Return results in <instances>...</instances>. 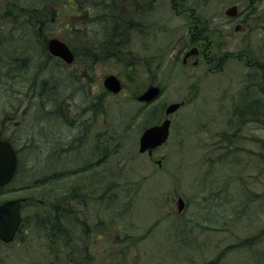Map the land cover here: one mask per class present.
Listing matches in <instances>:
<instances>
[{
  "label": "rangeland",
  "instance_id": "1",
  "mask_svg": "<svg viewBox=\"0 0 264 264\" xmlns=\"http://www.w3.org/2000/svg\"><path fill=\"white\" fill-rule=\"evenodd\" d=\"M140 1L145 12L134 16L138 26L128 15L103 30L71 10L52 25L38 17L39 25L28 28L29 13L11 23L0 75L6 53L26 66L11 64V80L0 79L1 132L18 153L16 176L0 202L31 201L15 243L0 245V264H264V126L242 112L249 93L259 97L264 84V0ZM233 5L239 17L231 20L225 11ZM193 12L208 26L202 44L215 56L210 64L195 65L194 56L183 63L193 44L184 16ZM77 25L96 30L110 48L92 70L80 61L44 66L40 45L24 41L37 37L39 27L37 43L47 32L66 40ZM77 32L74 42L87 47ZM251 55L262 68L249 66ZM111 74L122 82L117 95L103 86ZM153 81L162 89L159 98L138 103ZM182 101L169 141L151 157L141 154L145 128L164 120L167 105ZM74 193L78 211L68 230L84 223L76 234L72 229L77 238L70 246L54 245L36 222L45 204Z\"/></svg>",
  "mask_w": 264,
  "mask_h": 264
},
{
  "label": "trees",
  "instance_id": "2",
  "mask_svg": "<svg viewBox=\"0 0 264 264\" xmlns=\"http://www.w3.org/2000/svg\"><path fill=\"white\" fill-rule=\"evenodd\" d=\"M134 0H74V4L75 7L74 9H72L71 7H69V3H67L66 5H64V7H62L59 10V14L58 15H66L65 12L70 11L72 12V10L74 11V16L76 17H85L88 16L90 17L91 20H94L95 27L99 28L100 24H101V28L103 27L105 30L106 28V24L104 23H108V21L110 22V25H113L115 23L118 22L119 19H123L126 18L128 15V17L130 18V13L132 10V4H133ZM139 3H143V1L139 0ZM64 10V11H63ZM141 12V11H139ZM43 14H45V11L43 12ZM76 14V15H75ZM142 13H139V16H141ZM131 19V18H130ZM106 21V22H105ZM32 23L29 25L30 27H37L39 24H35L36 20L33 18ZM81 24V23H80ZM72 28V27H71ZM69 31L67 32V43L73 47V43L71 38H72V34L71 31L72 29H68ZM73 31H78L77 33L79 34L78 39L81 40L82 42L87 44L86 46L80 45V44H76V42L74 43V45L76 47H74L76 53L78 54V52L81 53V57L85 60H90V63L92 64L93 62L95 63V61H99L100 57H102V52L103 51H108L110 48L102 46L103 43H101V41L99 40V34L96 32V30L92 31H88L85 29V25L83 26H76L73 28ZM201 34L202 35H207L208 33V26L206 25V23H202V28H201ZM106 34L108 33V30L105 32ZM38 36V34H37ZM31 42V41H30ZM105 43V42H104ZM107 43V42H106ZM91 45V47H90ZM83 46V47H82ZM94 46V47H93ZM250 56V55H249ZM252 56V55H251ZM256 57V56H255ZM97 59V60H96ZM250 59V58H249ZM251 60H248V63H250L249 66H253V67H257V68H262V64H260L258 62V60H256V58H254L253 56L251 57ZM93 60V61H91ZM17 61H13L11 62L12 65H17L16 64ZM20 63V62H19ZM263 80H264V74H263ZM262 82V81H261ZM259 88H260V92L262 94V96L264 97V84L260 83L259 84ZM259 92V94H260ZM256 94V93H254ZM249 93V96L246 97L245 100V104L243 105V110L242 112H244L246 115L250 114V116L252 117L251 121L252 122H256L259 123L260 121V116H259V112H264V104L261 102L260 96L258 97L257 95H254ZM2 128L0 126V139H5V140H9V137H5L2 134ZM11 142V141H10ZM17 152V150H16ZM18 156V153H17ZM127 188V187H125ZM124 188V189H125ZM134 188V187H133ZM132 189V188H131ZM108 190H112L111 187H108ZM109 194V192H108ZM71 196L69 197H63L60 200H58L55 203L52 204H43L45 206V215H43L42 217H40V219L37 220L36 224L37 227L40 229L45 230L46 232V236L49 239L50 243L54 244V245H67L70 246V241H69V237L71 235V231L72 229L75 231V234L77 233V228L84 223V221L81 222V224L79 225L78 223H76L73 226H71V231L68 230V227H70V222H71V218L70 215H74L77 213V208H74L72 205L75 201V198H77V194H71ZM83 201H86L85 199ZM28 203H25L24 206H26ZM81 210V209H80ZM77 221H81V219L77 218ZM80 232V231H79ZM81 239H83V237H85L86 235H80ZM53 247H51L50 249H52ZM64 250H61V252H57L55 254H58V256H61Z\"/></svg>",
  "mask_w": 264,
  "mask_h": 264
},
{
  "label": "water",
  "instance_id": "3",
  "mask_svg": "<svg viewBox=\"0 0 264 264\" xmlns=\"http://www.w3.org/2000/svg\"><path fill=\"white\" fill-rule=\"evenodd\" d=\"M255 0H249L252 3ZM226 16L235 18L238 7L231 6L225 11ZM241 26L238 24L235 30L238 32ZM48 49L53 56L60 57L67 64L74 61V54L68 45L58 38L49 41ZM195 51L186 53L184 60L194 55ZM104 88L110 93L117 95L122 91V83L115 75H109L104 79ZM161 95V88L154 83L136 98L140 103L151 104ZM184 102H174L165 107V119L161 124L146 128L139 140V152L147 153L150 157L158 148L165 145L170 136L172 117L180 110ZM17 170V154L13 145L6 140H0V188L9 184ZM27 201L26 197H18L0 202V240L5 243L13 241L21 223L22 204ZM185 208L182 198H179L178 211L181 213Z\"/></svg>",
  "mask_w": 264,
  "mask_h": 264
},
{
  "label": "flooded vegetation",
  "instance_id": "4",
  "mask_svg": "<svg viewBox=\"0 0 264 264\" xmlns=\"http://www.w3.org/2000/svg\"><path fill=\"white\" fill-rule=\"evenodd\" d=\"M40 1H41V5L40 4L38 5L36 2L33 3L31 0H30V2L28 4L25 5L22 0H0V50L1 51L2 50L5 51V49H2L3 46L5 45V43H2V41L5 40V41L8 42V40L11 39L10 38V34L11 33H10L9 30L11 28V23L13 22V20L15 18H23V17H25V15H28V13H29V15L27 16L28 19H27L26 24L28 22H31L33 18L35 20H37L38 17H41L43 19L46 18L47 22L48 23L50 22L49 24L52 25V21L57 19V17L59 16L58 15L59 14V10L62 7H64V5L69 3V7H71L72 9H74V7H75L74 0H40ZM133 3L134 4H132V10H131V13H130V18H131L133 24L135 25V23H136L135 26H138L139 22L137 20L136 21L134 20V16L135 15L139 16V13L142 12V11L139 12V10H141V9L144 10V5L145 4L144 3H139L138 0H134ZM146 5L148 6V4H146ZM25 9H27V12L25 11ZM136 10H138L137 13H136ZM44 11H45V14H43ZM144 12H145V10H144ZM182 14H188V12L184 11ZM71 15H72V17H74V11L73 10L71 12ZM193 15H195V16H193ZM238 17H239V13H238ZM184 18L187 20L188 24H191L190 27L188 28V31H189L190 34L191 33L193 34V36L191 38V42L193 44H192L190 50H194L195 51V54L192 55V56H194L196 58L195 61H194L195 65H198L201 61H203V62H205L207 64H210L212 61L215 60V56H212V58H210V56H208V51H207V48L209 47V45L204 46L202 44V42L205 41L204 38H205L206 34L205 35L201 34L200 30L202 28V22H201V20H199L200 18H198V16H196V12L190 13L189 16H184ZM236 23L240 24L242 26V24L240 22H236ZM20 28L22 29V27H20ZM20 28L19 27L12 28V30H15V29L21 30ZM30 28H32V27H30ZM38 29L40 31L39 33H37L38 37H42L43 29H42V27L41 28L39 27ZM24 30H25V28H24ZM137 30H138V28L136 27V31ZM8 31H9L10 34L8 33ZM22 34H23V32H22ZM71 34H72V38H71L72 42L71 43H73L72 45L74 46V43H75L74 42V34H75V32L73 31V29L71 31ZM46 35L47 36L44 38L43 43H40V51H41V55L46 56L48 58V60L50 62H52V64H54V62L58 61L65 68H69L70 66L74 67V64H75L76 61H80V66L81 67H85L88 70H92L93 69L92 67L96 66L94 62L91 64L90 60H85L83 58L78 57L79 54L76 53L75 49L72 46H70L65 39L55 37L56 34L54 32H47ZM53 38H58V39L64 41L67 45H69L71 51L73 52V54L75 56V60H74V62L71 65L67 64L61 58L54 57L50 53V51L48 49V45H49V41L51 39H53ZM105 44H106V42H105ZM204 48H205V50H203ZM6 54H7V56L9 55L8 53H6ZM7 56L3 55V59L1 60L2 63L5 65L7 70H6L5 73L0 75V79H5L7 81H10L11 80L10 79L11 75H10V70L9 69L11 67V58H8ZM1 58H2V55L0 53V59ZM189 58H191V56L188 57L185 60H184V57H183V63L186 64L188 62ZM18 62L19 61H17V63H16L17 65L14 64L13 66L14 67H22L23 65H25V63H22V64L19 65ZM15 75H16V73L13 74V76H15ZM111 75H114V74H111ZM107 76H109V75H107ZM107 76H105L104 79ZM104 79H103V82H104ZM260 99H261V102L264 104V97L262 96V94H260ZM259 116H260L259 123L261 124V126H264V119H262V118H264V112H259ZM164 119H165V117H164ZM161 123L162 122L160 121L158 124H161ZM158 124H155V125H158ZM1 191L2 190H0V192ZM30 201H31V198H30ZM19 231H18V233H19ZM17 237H19V234L16 235L14 241L11 242V243H4V242H2L0 240V245L5 246V247H9V246L13 245V243H15ZM76 238H77V236L70 235L69 241L70 242H74ZM79 238H81V237H79ZM91 241L92 240L90 238L89 242H91ZM70 255H73V251L71 252ZM52 257H54V256L52 255ZM84 258L90 259L89 257H84Z\"/></svg>",
  "mask_w": 264,
  "mask_h": 264
},
{
  "label": "bare ground",
  "instance_id": "5",
  "mask_svg": "<svg viewBox=\"0 0 264 264\" xmlns=\"http://www.w3.org/2000/svg\"><path fill=\"white\" fill-rule=\"evenodd\" d=\"M28 28H30V27H28ZM31 29V28H30ZM36 36V35H35ZM10 38H11V34H10ZM38 38V36L37 37H34V38H32V37H28L27 39H25L24 41H26L27 43H31L30 42V40H34L35 41V46H39L40 45V43H37L38 42V40L36 41V39ZM10 41H11V39H10ZM36 44H39V45H36ZM41 53L40 54H38V57L42 60V63H43V65L45 66L48 62H50L49 60H48V58L46 57V56H44V55H41ZM20 62V63H19ZM19 62H18V64L20 65V64H22V63H25V65H23V66H26V61L25 60H22V61H20L19 60ZM23 66L22 67H17L16 68V70H19L20 68H23ZM44 68V67H43Z\"/></svg>",
  "mask_w": 264,
  "mask_h": 264
}]
</instances>
